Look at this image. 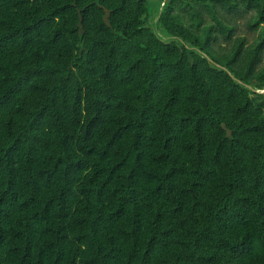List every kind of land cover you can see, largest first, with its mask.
Returning <instances> with one entry per match:
<instances>
[{"label": "trees", "instance_id": "1", "mask_svg": "<svg viewBox=\"0 0 264 264\" xmlns=\"http://www.w3.org/2000/svg\"><path fill=\"white\" fill-rule=\"evenodd\" d=\"M0 264H264V0H0Z\"/></svg>", "mask_w": 264, "mask_h": 264}, {"label": "water", "instance_id": "2", "mask_svg": "<svg viewBox=\"0 0 264 264\" xmlns=\"http://www.w3.org/2000/svg\"><path fill=\"white\" fill-rule=\"evenodd\" d=\"M80 17H81V25H83L84 18H83L82 12H80ZM109 18H110V12L108 10H106L105 22H106L108 27H111V22H110ZM222 128L226 132V138L231 139L232 138V131L230 129H228L225 124H222Z\"/></svg>", "mask_w": 264, "mask_h": 264}, {"label": "rangeland", "instance_id": "3", "mask_svg": "<svg viewBox=\"0 0 264 264\" xmlns=\"http://www.w3.org/2000/svg\"><path fill=\"white\" fill-rule=\"evenodd\" d=\"M157 6H158V2L157 1H151L150 2L151 11H153Z\"/></svg>", "mask_w": 264, "mask_h": 264}]
</instances>
